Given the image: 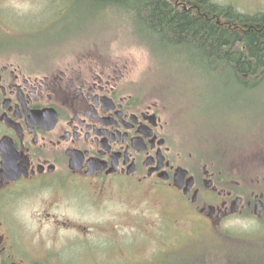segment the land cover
<instances>
[{"label": "flooded vegetation", "instance_id": "flooded-vegetation-1", "mask_svg": "<svg viewBox=\"0 0 264 264\" xmlns=\"http://www.w3.org/2000/svg\"><path fill=\"white\" fill-rule=\"evenodd\" d=\"M82 54L55 68L0 59V264H158L149 233L169 221L171 190L211 227L244 210L264 221V190L236 194L125 67Z\"/></svg>", "mask_w": 264, "mask_h": 264}, {"label": "rangeland", "instance_id": "rangeland-1", "mask_svg": "<svg viewBox=\"0 0 264 264\" xmlns=\"http://www.w3.org/2000/svg\"><path fill=\"white\" fill-rule=\"evenodd\" d=\"M213 1L242 12L264 11V0ZM77 2L0 0V59L30 69L55 68L74 63L85 51L98 52L106 65L125 67L149 99L165 105L173 139L211 157L221 177H233L236 194L264 190L257 181L264 179V83L241 88L228 74L212 75L188 63L185 54L155 61L136 44L125 18L94 13ZM169 195V221L149 233L155 263L264 264L262 221L245 212L212 229L172 190Z\"/></svg>", "mask_w": 264, "mask_h": 264}, {"label": "trees", "instance_id": "trees-1", "mask_svg": "<svg viewBox=\"0 0 264 264\" xmlns=\"http://www.w3.org/2000/svg\"><path fill=\"white\" fill-rule=\"evenodd\" d=\"M77 3L94 13L116 12L125 18L137 45L158 61L185 54L188 63L212 75L228 74L241 88L254 90L264 83V11L242 12L213 0Z\"/></svg>", "mask_w": 264, "mask_h": 264}, {"label": "water", "instance_id": "water-1", "mask_svg": "<svg viewBox=\"0 0 264 264\" xmlns=\"http://www.w3.org/2000/svg\"><path fill=\"white\" fill-rule=\"evenodd\" d=\"M187 173L188 172L186 170H183L181 168L178 170L176 177H175V184L176 186H178V188H182ZM191 187H192V182L188 185L187 191L190 190ZM194 201H196V197L194 198Z\"/></svg>", "mask_w": 264, "mask_h": 264}]
</instances>
